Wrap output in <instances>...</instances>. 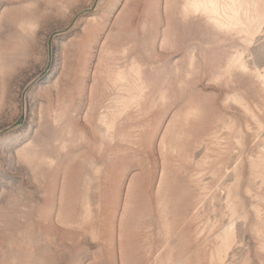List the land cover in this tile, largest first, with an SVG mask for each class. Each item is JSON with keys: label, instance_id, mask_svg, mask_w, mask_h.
<instances>
[{"label": "rangeland", "instance_id": "rangeland-1", "mask_svg": "<svg viewBox=\"0 0 264 264\" xmlns=\"http://www.w3.org/2000/svg\"><path fill=\"white\" fill-rule=\"evenodd\" d=\"M0 264H264V0H0Z\"/></svg>", "mask_w": 264, "mask_h": 264}]
</instances>
